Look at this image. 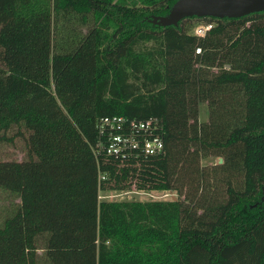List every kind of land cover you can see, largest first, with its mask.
I'll return each instance as SVG.
<instances>
[{
	"label": "trees",
	"instance_id": "obj_1",
	"mask_svg": "<svg viewBox=\"0 0 264 264\" xmlns=\"http://www.w3.org/2000/svg\"><path fill=\"white\" fill-rule=\"evenodd\" d=\"M175 2L0 0V141L16 125L27 147L0 158L20 198L0 264H264V9L192 15L212 22L199 35L191 16L153 21ZM72 13L93 23L66 49L54 36ZM111 113L161 116L163 150L96 155L95 120ZM132 185L177 193L98 197Z\"/></svg>",
	"mask_w": 264,
	"mask_h": 264
},
{
	"label": "rangeland",
	"instance_id": "obj_2",
	"mask_svg": "<svg viewBox=\"0 0 264 264\" xmlns=\"http://www.w3.org/2000/svg\"><path fill=\"white\" fill-rule=\"evenodd\" d=\"M205 18L201 17H189L183 20V25L187 32L194 33L195 28L200 22L204 21ZM59 27L56 30L54 39L59 45L64 48L69 49L71 44H74L77 39L82 37L89 27L93 23L92 16L89 15L86 20H82L79 15L76 16L72 13L68 19H58ZM60 24L62 26H60ZM69 47V48H68ZM1 50L0 45V65H2L1 60ZM198 118L199 120H206L208 118V105L206 100L199 101ZM17 126L14 125L9 128L8 134L12 135V139H4L0 141V158H15L21 159L26 156V143L25 137L21 134H16ZM27 130L25 131V133ZM202 164H211L219 161V156L216 154H208L201 157ZM175 189L171 188H136L132 185L130 188H104L98 191V197L101 198H170L173 194H176ZM19 196L4 187L0 186V224L2 223L4 217L10 214L17 204L19 203ZM42 248H38V252L42 254ZM42 261V260H40ZM45 264V263H42Z\"/></svg>",
	"mask_w": 264,
	"mask_h": 264
},
{
	"label": "built area",
	"instance_id": "obj_3",
	"mask_svg": "<svg viewBox=\"0 0 264 264\" xmlns=\"http://www.w3.org/2000/svg\"><path fill=\"white\" fill-rule=\"evenodd\" d=\"M212 22H200L196 34H204ZM200 48L197 47L196 51ZM94 153L115 156L156 154L164 148L165 124L161 116H134L124 113L102 114L95 120ZM100 176H104L100 173Z\"/></svg>",
	"mask_w": 264,
	"mask_h": 264
},
{
	"label": "water",
	"instance_id": "obj_4",
	"mask_svg": "<svg viewBox=\"0 0 264 264\" xmlns=\"http://www.w3.org/2000/svg\"><path fill=\"white\" fill-rule=\"evenodd\" d=\"M261 9H264V0H176L166 15H157L153 21L167 25L176 24L186 16H240ZM175 197L173 194L172 198Z\"/></svg>",
	"mask_w": 264,
	"mask_h": 264
},
{
	"label": "flooded vegetation",
	"instance_id": "obj_5",
	"mask_svg": "<svg viewBox=\"0 0 264 264\" xmlns=\"http://www.w3.org/2000/svg\"><path fill=\"white\" fill-rule=\"evenodd\" d=\"M256 11H258V10H256ZM250 13V12H249ZM246 14H248V13H246ZM243 15H245V14H243Z\"/></svg>",
	"mask_w": 264,
	"mask_h": 264
}]
</instances>
